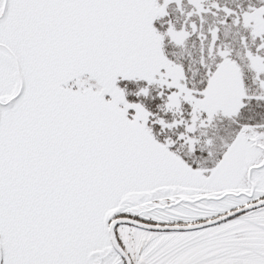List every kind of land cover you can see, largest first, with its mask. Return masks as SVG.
I'll use <instances>...</instances> for the list:
<instances>
[{"label": "snow or ice", "instance_id": "snow-or-ice-1", "mask_svg": "<svg viewBox=\"0 0 264 264\" xmlns=\"http://www.w3.org/2000/svg\"><path fill=\"white\" fill-rule=\"evenodd\" d=\"M0 264H264V0H0Z\"/></svg>", "mask_w": 264, "mask_h": 264}]
</instances>
